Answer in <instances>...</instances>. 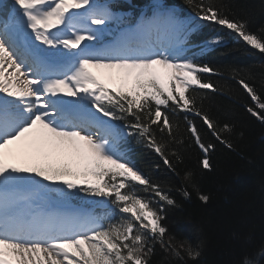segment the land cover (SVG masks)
I'll list each match as a JSON object with an SVG mask.
<instances>
[{
  "label": "snow or ice",
  "instance_id": "snow-or-ice-1",
  "mask_svg": "<svg viewBox=\"0 0 264 264\" xmlns=\"http://www.w3.org/2000/svg\"><path fill=\"white\" fill-rule=\"evenodd\" d=\"M185 3L196 20L224 26L264 53V36L250 31L246 21L222 14L211 0ZM85 16L88 24L82 26ZM113 19L92 0H13L8 18L0 19V264H151L157 244L182 264H187L185 257L195 261L202 254L203 242L177 247L167 238L166 208L178 207L171 189L152 183L130 165L121 152L122 137L106 121L86 115L84 107L90 104L103 117L122 121L131 130L128 135H136L173 171L153 126L175 140L167 110L184 112L187 130L203 154L200 165L210 171L209 153L215 145L202 141L188 116L199 117L218 141L232 148L221 135L231 127L226 124L217 131L191 95L198 89L216 90L201 77L215 70L181 56L182 48L142 39L195 31L194 21L181 19L167 4L157 5L115 45L90 47L87 42L96 40L100 27ZM29 32L47 49L32 43ZM219 41L217 37L208 44ZM49 50L74 60L60 70L48 62ZM91 69L108 72L102 79ZM238 83L264 111L254 87L244 79ZM247 111L264 121L253 107ZM171 154L180 160L176 152ZM65 157L71 158L72 167L53 165L54 159ZM70 176L82 178L56 182ZM191 176L186 173L185 179ZM135 185L158 199L140 196ZM66 190L110 200L119 218L69 217L40 207L38 201L47 192L67 195ZM179 191L191 198L187 188ZM198 199L207 203L210 197L198 193ZM241 264L252 262L245 257Z\"/></svg>",
  "mask_w": 264,
  "mask_h": 264
},
{
  "label": "trees",
  "instance_id": "trees-1",
  "mask_svg": "<svg viewBox=\"0 0 264 264\" xmlns=\"http://www.w3.org/2000/svg\"><path fill=\"white\" fill-rule=\"evenodd\" d=\"M211 2L222 14L246 21L250 31L264 36V0ZM105 4L111 11L121 12L119 28L132 25L144 8V16L151 15L161 4L174 9L181 19L194 21L195 31L186 36L180 55L212 67L213 73L201 74V77L206 82L210 81L216 90L198 89L191 95L196 96V106L217 125V131L226 124L231 127V131L221 134L232 145L230 149L212 135L199 117L188 116L196 124L202 141L206 145H215L209 153L211 170H204L200 165L203 154L187 130L185 113L167 110L175 140L169 138L167 130L161 132L155 125L153 132L158 142L166 145L165 154L173 164V171L144 142H138L136 135H128L131 130L125 128L122 121H112L108 117L127 131L126 136L119 135L122 137L120 148L130 165H134L152 183L166 191L171 189L170 195L178 207L166 208L163 224L167 227V238L177 247L185 242L193 245L203 242L201 256L195 261L185 257L187 264H241L245 257L252 264H264V252L261 251L264 249V121L249 113L247 108L251 106L261 115L264 111L238 83L244 79L264 102V53L251 48L224 26L196 20L185 0H131V3L111 0ZM110 35L95 42L99 43ZM217 37L220 38L219 43L208 44ZM172 152L177 153L179 161ZM189 172L192 176L185 179ZM134 187L140 196L158 199L153 193L145 192L142 186ZM181 188H187L191 193L190 199L183 197L179 191ZM198 193L209 195V201L201 202ZM73 196L75 200H85L92 195L76 190ZM107 203L112 210L107 217L119 218L111 201ZM151 264L182 262L157 244Z\"/></svg>",
  "mask_w": 264,
  "mask_h": 264
},
{
  "label": "rangeland",
  "instance_id": "rangeland-1",
  "mask_svg": "<svg viewBox=\"0 0 264 264\" xmlns=\"http://www.w3.org/2000/svg\"><path fill=\"white\" fill-rule=\"evenodd\" d=\"M12 1L13 3V0H10ZM7 2L6 0H0V11H4L2 9L3 5H5ZM5 7V6H4ZM7 10V9H6ZM81 12H83V10H81ZM118 15H121V12H118L117 13ZM83 19L85 22L88 23L87 21V18L86 16L81 18ZM81 23V22H80ZM81 25H85L84 23H81ZM101 28H106L104 26H101L100 27V30ZM171 33L172 32H169L166 36H170V40H171V44L176 47L175 43L176 41L174 40V38L171 37ZM174 34V33H173ZM99 36V34H98ZM98 38V37H97ZM29 39H31V42L34 43L38 48H41V46L43 47V49H47V46L45 45H41L39 42L37 41H34V38L31 37V34L29 32ZM88 44L91 43L90 41L87 42ZM97 46H92V48H96ZM178 48H182V46H178ZM51 53H55V50H49ZM66 52V50H65ZM53 55V54H52ZM52 55H49V56H52ZM55 57H59V58H66L68 57V61H73L74 58L71 57V56H68L67 54H60V53H55L54 55ZM53 56V57H54ZM91 71H93L94 73H96L98 76L101 75V73L99 74V70L98 69H91ZM101 77V76H100ZM103 77V76H102ZM101 77V78H102ZM112 87V85L110 86ZM63 95V94H61ZM0 96H3V94H0ZM7 99H12V98H7ZM63 99L65 101H74L76 100L75 97H67V96H63ZM88 104L85 105L84 107V113L86 115H89V116H92L94 118H97L98 116V120H102V121H106L109 125L112 126V128L115 130V132H118L119 129H117V127L107 118V117H103L102 113H99L97 112L96 110H93V109H88ZM97 114V115H96ZM103 117V118H101ZM122 134H125V131H123ZM17 161H13V163H16ZM53 165L54 164H58V165H62V166H69V167H72V160L70 157H65V158H59V159H54L52 161ZM82 177H74V178H70V179H81ZM89 179H92L91 177H89ZM63 179H58L56 182L57 183H60ZM78 187H81V185L78 184ZM67 191V195H56L55 193L53 192H47L44 196H42L38 203L41 201V200H45V202H47V200H49L50 202V205H48L49 207L46 208V209H50V210H53L56 208V206L58 207L59 206V203L62 205V202L63 201H66V200H72L73 198L70 197V193L72 191H75V190H66ZM106 201H109L108 199H98V198H89L85 201H81L80 203H78V206H80V209H78L76 212H72V211H68V213L66 212V209L64 210V208H66V206L62 205L64 208L63 209H58V210H55V212L61 214V215H68L69 217H73V216H91V217H94V218H97V216H101L102 218L105 217V214L103 213V211L101 212L99 209L102 208V209H105V210H108V203ZM54 205V206H53ZM98 219V218H97Z\"/></svg>",
  "mask_w": 264,
  "mask_h": 264
},
{
  "label": "bare ground",
  "instance_id": "bare-ground-1",
  "mask_svg": "<svg viewBox=\"0 0 264 264\" xmlns=\"http://www.w3.org/2000/svg\"><path fill=\"white\" fill-rule=\"evenodd\" d=\"M6 4L5 5H3V7H2V9L4 10V11H0V19H7L8 18V12H9V9H11L12 8V5H13V3H12V1H10V0H6ZM5 6V7H4ZM7 9V10H6ZM132 31H134V30H132ZM132 31H123V32H121L120 34H119V36L117 37V39H115V40H113V41H110V42H107V43H104L103 45H101L99 48H97V49H104V48H108V47H111V46H113V45H115L117 42H119L124 36H125V34L126 33H130V32H132ZM142 39L143 40H145L146 42H151V43H153V44H156V43H159L160 41H163L164 43H166V44H168V43H170L171 44V40H170V38L168 37V36H166V35H161V36H156V35H152V36H145V37H142ZM41 48H43L42 46H41ZM48 59H50V58H47V60ZM48 62L49 63H51L53 66H55L56 68H58V69H60V70H66L67 69V65L65 64V63H63V64H61V63H59V62H55V61H49L48 60ZM99 70V74L101 73V77H102V79H104L105 77H106V74H107V72H108V70H106V69H98ZM107 82V81H106ZM109 86H111V84L109 85ZM97 115V114H96ZM101 118H103V117H101ZM96 119H99L98 118V116H97V118ZM51 202V201H50ZM50 202H49V200H47V202H45V200H41L40 202H39V205H40V207L41 208H43V209H46V208H48L49 206L48 205H50ZM52 203V202H51ZM64 204H68V206H66V208H64L62 205H64ZM62 205L59 203V206L57 207L56 206V208L54 209V211L55 210H58L59 208L60 209H66V210H68V211H70V210H76V208L74 207V206H72V205H70L68 202H63L62 203ZM54 206V205H53ZM78 210V209H77ZM76 210V211H77ZM68 211H66L67 213H68Z\"/></svg>",
  "mask_w": 264,
  "mask_h": 264
}]
</instances>
